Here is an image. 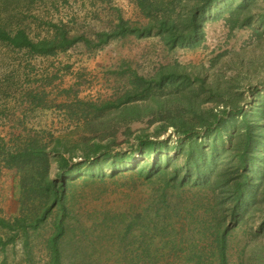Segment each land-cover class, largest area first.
<instances>
[{"label":"trees","instance_id":"trees-1","mask_svg":"<svg viewBox=\"0 0 264 264\" xmlns=\"http://www.w3.org/2000/svg\"><path fill=\"white\" fill-rule=\"evenodd\" d=\"M216 1L136 0L148 23L133 27L120 19L99 43L156 33L169 51L195 48ZM255 10V0H241L235 26L252 20ZM0 41L49 56L79 39L36 44L24 32H0ZM175 69L168 68L165 78L185 84L171 73ZM190 99L194 106L197 99ZM224 99L226 107L233 106L230 112L198 110L189 123L171 124L179 137L173 159L136 160L156 155V143L144 135L126 150L117 139L83 149L78 163L51 136L45 142L36 134L11 148L2 143L1 162L20 176L21 213L12 222L0 219L4 259L21 238L25 261L34 262L30 233L44 228L46 264H264V97L249 111L229 95ZM52 163L60 182L52 178ZM91 188L102 193L104 204L86 216L78 212L76 194ZM114 196L126 202L109 206ZM256 219L262 221L254 229Z\"/></svg>","mask_w":264,"mask_h":264},{"label":"rangeland","instance_id":"rangeland-1","mask_svg":"<svg viewBox=\"0 0 264 264\" xmlns=\"http://www.w3.org/2000/svg\"><path fill=\"white\" fill-rule=\"evenodd\" d=\"M240 1L217 0L205 17L200 44L169 51L156 33L99 43L120 19L133 27L148 23L136 0H0V32L6 35L24 32L36 44L79 39L49 56L0 41V145L11 148L36 134L47 142L51 136L78 163L83 149L117 139L126 150L144 135L156 143V155L136 160L176 158L179 137L172 123L179 128L198 110L230 112L226 95L245 111L264 97V0H255L252 20L235 26ZM168 68H176L171 73L185 84L165 78ZM190 97L197 99L194 106ZM52 178L62 179L55 163ZM19 198L20 176L0 159V219L21 217ZM118 199L126 202L114 196L109 206ZM76 201L86 216L104 204L95 188L78 189ZM256 220L254 229L262 221ZM43 231L30 233L34 262L25 261L23 239L17 238L6 259L0 253V264H46Z\"/></svg>","mask_w":264,"mask_h":264}]
</instances>
